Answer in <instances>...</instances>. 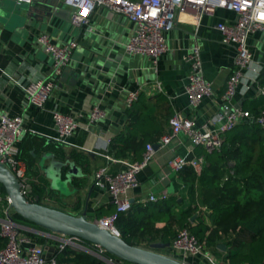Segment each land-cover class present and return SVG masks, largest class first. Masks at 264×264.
<instances>
[{
	"label": "crops",
	"instance_id": "0c3cea01",
	"mask_svg": "<svg viewBox=\"0 0 264 264\" xmlns=\"http://www.w3.org/2000/svg\"><path fill=\"white\" fill-rule=\"evenodd\" d=\"M70 12L62 0H34L31 4L0 0V116L8 114L23 119L26 133L22 144L35 158V170L47 185L43 204L65 209L72 214L85 210L87 217L95 220L96 209L113 204L107 189L94 184L95 173L104 166H108L113 173L115 165L120 164L125 168L120 161H127L106 155L112 139L126 134L129 111L125 105L126 92L138 91L140 96L145 97L161 94L169 101L173 114L191 118L197 126H201L218 111L234 65V48L221 42V35L213 25L222 18L230 20L232 15L219 10L213 17H203L199 24L189 14L177 15L174 28L166 33L168 51L159 58L157 69H154L147 57L126 54L125 44L133 33L134 25L125 16L97 8L92 12L88 26H77L71 22ZM40 34H47L55 45L72 42L75 45L45 106L37 109L27 103L22 87L52 78V59L36 41ZM195 42L201 47L204 76L211 83L213 94L192 107L185 95L190 72L186 56ZM248 44L254 59L264 62V32L251 36ZM262 75L263 66L250 67L234 98L237 106L245 109L251 100L259 96L252 81L254 78L259 81ZM94 106L104 111V117L93 124L89 131H76L69 139V145L54 140V111L74 114L87 122ZM49 145L62 148L64 158L58 157L52 147L47 151L42 150V147ZM71 151H75L76 160L70 159ZM194 152L195 148L184 134H179L168 145L155 150L149 164L139 174V187L128 194L132 204L145 205L151 194L160 195L166 191L167 198L172 195L177 197L180 209L191 206L188 186L182 184L177 172L171 171L167 163L176 156L190 160L194 158ZM45 153L53 157L50 156L40 166L39 161ZM66 159L79 169L72 181L81 180L84 184L77 189L72 183H66V187L74 189L75 196L72 199H56L52 197L55 193L52 190L55 189H50L51 180L46 177L44 169L54 160L63 162ZM26 175L29 183L34 181L31 175ZM57 200L67 209L57 206ZM78 200L79 210L76 211L74 205ZM47 201L54 205L45 203ZM148 215L157 216L156 211ZM165 222L166 217L160 218L155 222V227L161 228ZM28 230L52 238L48 233ZM159 252L186 264H198L194 258L178 254L172 248L166 253ZM199 264L206 262L200 260Z\"/></svg>",
	"mask_w": 264,
	"mask_h": 264
},
{
	"label": "built area",
	"instance_id": "2783aa9c",
	"mask_svg": "<svg viewBox=\"0 0 264 264\" xmlns=\"http://www.w3.org/2000/svg\"><path fill=\"white\" fill-rule=\"evenodd\" d=\"M16 2L31 4L34 0H16ZM62 3L71 10V22L77 26H88L90 16L97 8H105L125 16L134 25L133 33L125 44L126 54L147 57L154 69H157L159 58L168 51L166 33L174 28L177 15L189 14L199 24L203 17H213L219 10L230 13L232 15L230 20L222 18L213 25L221 35V42L232 46L235 50L233 69L226 81L218 111L201 126H197L191 118L174 113L169 120L170 133L162 136L157 144L159 147L168 145L179 134H184L194 148L202 147L208 152L219 150L224 135L250 117L247 110L234 103V98L250 67L252 65L264 67V62L254 59L248 44L251 36L264 32V0H62ZM36 41L52 59V78L30 83L22 89L27 103L41 109L55 87L56 79L67 66L71 49L75 44L72 42L55 45L47 34L38 35ZM186 60L190 72L185 95L189 104L196 107L204 98L213 94L212 85L204 76L201 47L198 43L191 45ZM252 82L256 85L257 95H264V87L259 85L258 78H254ZM139 97L138 91L126 92V107L130 108ZM52 116L56 130L54 140L69 145L71 144L69 139L76 131H89L93 124L104 117V111L99 106H94L88 114L87 122L81 121L74 114L57 111H54ZM256 122L264 126V116L258 117ZM25 133L22 117L8 114L0 116V164L14 174L21 193L29 200L31 186L26 175L25 162L19 158V145ZM154 145H146L140 161H120L125 165L120 171L111 173L108 166H104L95 173L94 184L106 188L115 205V212L96 219V223L115 236L120 237L115 222L119 214L131 209L132 202L128 194L139 187V174L152 159L155 153ZM203 164V157L188 160L176 156L168 161L167 166L171 171L179 172L190 165L199 173ZM167 197L168 193L164 191L160 195L151 194L148 200H164ZM6 199L9 203L8 197ZM8 210L7 207L4 210L5 218L0 219V234L6 240L4 248L0 250V264H58L54 256L48 257L46 244L36 243L21 232L27 228L11 221ZM51 239L59 242L60 250L69 246L74 250H85L95 254L103 264H121L105 256V251L99 246L94 245L96 251L85 247L81 243L82 240L77 237L52 234ZM171 248L183 256L200 257L207 264H223L212 253L206 251L204 244L187 229L178 231Z\"/></svg>",
	"mask_w": 264,
	"mask_h": 264
},
{
	"label": "trees",
	"instance_id": "16d2710c",
	"mask_svg": "<svg viewBox=\"0 0 264 264\" xmlns=\"http://www.w3.org/2000/svg\"><path fill=\"white\" fill-rule=\"evenodd\" d=\"M259 84L264 87V75ZM245 110L250 117L224 135L219 150L208 152L202 147L195 148L194 157L204 159L199 173L190 165L177 172L182 184L190 190L191 206L180 209L174 195L164 200L149 201L145 205L132 204L131 209L119 214L115 222L121 238L142 248H149L153 243H169L168 248L158 250L166 253L171 250L178 231L187 229L204 244L206 251L223 264H264V126L256 122L258 117L264 116V95L251 100ZM172 116V107L163 95L140 96L129 108L125 136L113 138L106 155L119 161H140L147 144H156L162 136L170 133L169 120ZM22 143L23 140L19 145V158L25 162L26 174L34 179L30 183L32 190L29 200L43 204L46 181L35 170L36 160ZM50 147L55 149L58 157L64 158L59 146L49 145L42 147V150L47 151ZM75 156V151H71L70 159L76 160ZM121 169L124 167L117 164L112 172ZM72 184L80 189L84 183L73 180ZM0 194V219H3L8 202L1 185ZM79 204L78 200L74 210H79ZM153 211H156V217L148 215ZM113 212L115 206L108 204L96 209L95 217L99 219ZM8 213L14 223L27 228L21 230L24 235L49 247L48 257L54 256L58 264H103L95 254L85 250H74L69 246L60 250L58 241L28 230L45 232V229L11 209ZM193 216L195 218L191 220ZM165 217L164 226L155 227V222ZM81 243L96 251L94 245L84 241ZM5 244L6 240L0 234V250ZM219 244H225L226 250H220ZM104 255L121 264H130L107 252ZM192 258L199 264L200 257Z\"/></svg>",
	"mask_w": 264,
	"mask_h": 264
},
{
	"label": "water",
	"instance_id": "95a60500",
	"mask_svg": "<svg viewBox=\"0 0 264 264\" xmlns=\"http://www.w3.org/2000/svg\"><path fill=\"white\" fill-rule=\"evenodd\" d=\"M158 148V144L154 145L155 150ZM50 156L53 157L45 153L41 157L39 165L43 166L44 161ZM50 171H52L51 174ZM44 172L46 177L51 180L50 189L58 191L62 186L65 187L66 183H72V177L78 175L79 169L69 159L63 162L54 160L44 169ZM0 185L7 194L8 208L22 218L45 229V233L77 237L84 242L101 247L108 254L130 264H186L158 251L168 248L169 243H153L149 248L131 245L109 230L99 227L96 220H90L87 217L85 210L75 215L62 209L29 201L21 193L17 178L2 164H0ZM9 218L13 221L10 216ZM218 248L225 251L226 245L219 244Z\"/></svg>",
	"mask_w": 264,
	"mask_h": 264
},
{
	"label": "rangeland",
	"instance_id": "374dc122",
	"mask_svg": "<svg viewBox=\"0 0 264 264\" xmlns=\"http://www.w3.org/2000/svg\"><path fill=\"white\" fill-rule=\"evenodd\" d=\"M50 190V189H49ZM51 191V190H50ZM54 191L55 193H53V198H56V199H62V198H73L75 196V191L74 189L70 188V187H64L62 186L60 188V190H52ZM47 204H53V203H50V202H45ZM57 206H60V207H63L65 206L62 202L58 201L55 203ZM54 205V204H53ZM72 205V204H71ZM63 208H66V207H63ZM67 209V208H66ZM64 211L67 212V210L64 209Z\"/></svg>",
	"mask_w": 264,
	"mask_h": 264
}]
</instances>
